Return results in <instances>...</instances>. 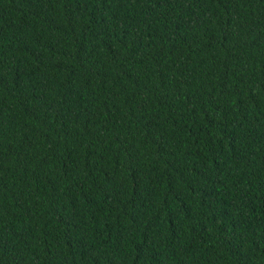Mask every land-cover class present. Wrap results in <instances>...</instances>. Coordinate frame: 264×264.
Masks as SVG:
<instances>
[{
	"label": "trees",
	"instance_id": "16d2710c",
	"mask_svg": "<svg viewBox=\"0 0 264 264\" xmlns=\"http://www.w3.org/2000/svg\"><path fill=\"white\" fill-rule=\"evenodd\" d=\"M0 264H264V0H0Z\"/></svg>",
	"mask_w": 264,
	"mask_h": 264
}]
</instances>
